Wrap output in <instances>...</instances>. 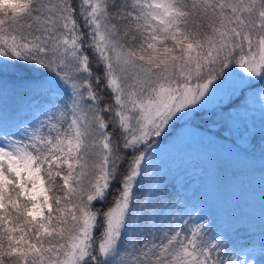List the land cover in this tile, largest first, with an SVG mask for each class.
Instances as JSON below:
<instances>
[{
    "label": "snow or ice",
    "instance_id": "1",
    "mask_svg": "<svg viewBox=\"0 0 264 264\" xmlns=\"http://www.w3.org/2000/svg\"><path fill=\"white\" fill-rule=\"evenodd\" d=\"M250 96L264 0H0V264H264L153 163L185 129L264 155Z\"/></svg>",
    "mask_w": 264,
    "mask_h": 264
},
{
    "label": "trees",
    "instance_id": "2",
    "mask_svg": "<svg viewBox=\"0 0 264 264\" xmlns=\"http://www.w3.org/2000/svg\"><path fill=\"white\" fill-rule=\"evenodd\" d=\"M249 100L243 115L259 124L264 101L256 96ZM205 135L201 133L200 139L188 145L162 148L154 165L163 168L162 175L167 173L168 180L190 167H201L202 175L193 194L215 218L217 227L248 229L246 233L259 234L260 240L264 234V204L256 205V199H264V157L246 155L214 138L205 140Z\"/></svg>",
    "mask_w": 264,
    "mask_h": 264
},
{
    "label": "rangeland",
    "instance_id": "3",
    "mask_svg": "<svg viewBox=\"0 0 264 264\" xmlns=\"http://www.w3.org/2000/svg\"><path fill=\"white\" fill-rule=\"evenodd\" d=\"M251 101V100H249ZM201 138V133H194L192 129H185L184 133L182 134V136L177 139L176 141H174L173 143H170V145L166 148H177L179 146L182 145H188L189 143H192L193 141H197L198 139ZM212 138L208 137L207 135H205V140H210ZM188 143V144H187ZM256 154H260L259 152H256ZM261 155V154H260ZM264 157V155H261ZM202 175V169L201 167H190L188 170H186L184 173L182 174H178L176 176H179L181 178L182 181H187L189 187H188V195H193V191L195 188L198 187V183H199V179L200 176ZM171 189V185L169 186ZM195 198L197 199V194H194ZM200 202V199H197ZM257 204H264V199L260 198V200L256 199ZM236 235L240 236L241 239H244L245 236H249V235H254L255 238L257 239V241H259V234H252V233H246L244 231V229H241V232L236 233Z\"/></svg>",
    "mask_w": 264,
    "mask_h": 264
}]
</instances>
